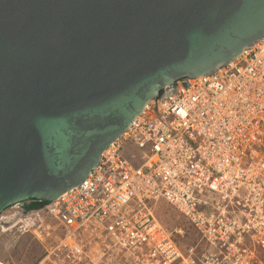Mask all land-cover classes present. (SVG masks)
<instances>
[{
    "label": "water",
    "instance_id": "95a60500",
    "mask_svg": "<svg viewBox=\"0 0 264 264\" xmlns=\"http://www.w3.org/2000/svg\"><path fill=\"white\" fill-rule=\"evenodd\" d=\"M264 39V0H0V216L80 186L152 99Z\"/></svg>",
    "mask_w": 264,
    "mask_h": 264
},
{
    "label": "built area",
    "instance_id": "2783aa9c",
    "mask_svg": "<svg viewBox=\"0 0 264 264\" xmlns=\"http://www.w3.org/2000/svg\"><path fill=\"white\" fill-rule=\"evenodd\" d=\"M162 203L202 244H178L185 232L162 224ZM22 205L3 229L48 222L39 264H264V39L165 88L80 186L35 210ZM50 223L61 232L51 243Z\"/></svg>",
    "mask_w": 264,
    "mask_h": 264
},
{
    "label": "rangeland",
    "instance_id": "374dc122",
    "mask_svg": "<svg viewBox=\"0 0 264 264\" xmlns=\"http://www.w3.org/2000/svg\"><path fill=\"white\" fill-rule=\"evenodd\" d=\"M18 209V208H17ZM16 209L9 208L2 215L3 221L6 220ZM158 217L162 224L170 231L175 229H183L185 237H181L175 233L178 244L185 250L188 246L202 244L201 236L195 231L193 226L177 213L172 207L165 204L159 205ZM1 221V222H3ZM49 239L47 242H53V237L61 234L57 224L50 223ZM41 225V224H40ZM49 223L39 224L24 228L21 225L12 227V229H3V223L0 224V264H39L45 255V249L41 245L38 233H46ZM55 230V232L53 231ZM51 238V239H50ZM244 244L251 245L247 240ZM261 258L264 259L263 251H258Z\"/></svg>",
    "mask_w": 264,
    "mask_h": 264
},
{
    "label": "flooded vegetation",
    "instance_id": "af4514ba",
    "mask_svg": "<svg viewBox=\"0 0 264 264\" xmlns=\"http://www.w3.org/2000/svg\"><path fill=\"white\" fill-rule=\"evenodd\" d=\"M36 202H27L24 203L21 208H24L25 210H29L31 208V206H33Z\"/></svg>",
    "mask_w": 264,
    "mask_h": 264
},
{
    "label": "trees",
    "instance_id": "16d2710c",
    "mask_svg": "<svg viewBox=\"0 0 264 264\" xmlns=\"http://www.w3.org/2000/svg\"><path fill=\"white\" fill-rule=\"evenodd\" d=\"M43 204L41 203H35L33 206H31V208L29 210H35V209H38L42 206Z\"/></svg>",
    "mask_w": 264,
    "mask_h": 264
},
{
    "label": "bare ground",
    "instance_id": "6f19581e",
    "mask_svg": "<svg viewBox=\"0 0 264 264\" xmlns=\"http://www.w3.org/2000/svg\"><path fill=\"white\" fill-rule=\"evenodd\" d=\"M1 221H3V219H2ZM1 221H0V223H4L6 220H5V221H3V222H1ZM5 229L7 230L8 228H6V226H5Z\"/></svg>",
    "mask_w": 264,
    "mask_h": 264
}]
</instances>
